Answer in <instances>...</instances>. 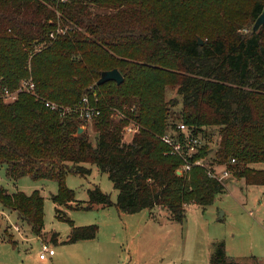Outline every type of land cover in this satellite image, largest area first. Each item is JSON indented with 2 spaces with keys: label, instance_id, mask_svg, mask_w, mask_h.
I'll use <instances>...</instances> for the list:
<instances>
[{
  "label": "trees",
  "instance_id": "trees-1",
  "mask_svg": "<svg viewBox=\"0 0 264 264\" xmlns=\"http://www.w3.org/2000/svg\"><path fill=\"white\" fill-rule=\"evenodd\" d=\"M263 12L264 0H0V86L13 91L29 76L35 84L34 95L20 93L13 102L0 94V168L9 179L57 183L56 217L72 228L64 243L94 239L98 226H75L61 206L115 205L127 214L158 207L181 223L190 205L206 209L226 192L209 175L218 166L264 186V24L253 31ZM112 69L123 82L97 85ZM168 89L180 99L167 100ZM85 97L101 110L92 119L94 143L79 133L78 113L62 117L45 106L67 109ZM130 122L140 130L125 142ZM179 122L194 127L192 136L215 127L213 156L208 145L190 158L175 154L163 136ZM199 160L206 166L178 174ZM83 163L108 173L116 203L96 186L84 205H72L66 178L84 175ZM0 205L44 234L39 192L9 194L0 186ZM243 261L230 257L224 242L212 244L209 264Z\"/></svg>",
  "mask_w": 264,
  "mask_h": 264
},
{
  "label": "rangeland",
  "instance_id": "rangeland-1",
  "mask_svg": "<svg viewBox=\"0 0 264 264\" xmlns=\"http://www.w3.org/2000/svg\"><path fill=\"white\" fill-rule=\"evenodd\" d=\"M29 78L33 82L31 76L25 79ZM26 93L34 95L35 87L33 93ZM166 97L167 100L180 99L176 89H168ZM37 98L42 100L39 96ZM67 109L50 110L64 117L71 113ZM172 111L173 114H178L179 106ZM92 119L83 120L81 132L85 130L94 143L96 133L92 128ZM138 130L140 126L135 122L126 125L123 128L124 141L129 142ZM193 130L194 127H187L188 133H193ZM202 131L194 134L200 141L198 148L208 145L212 150L210 155L213 156L217 130L215 127H203ZM173 133L180 134L176 128L171 134ZM81 165L86 168L84 175L70 173L66 178L67 187L75 192L72 205H84L89 200L88 191L96 186L103 193L109 194L112 202L116 203L118 192L108 173L102 172L94 164ZM255 167L263 166L256 164ZM224 169L229 173L222 180L226 192L218 195L214 203L206 209L190 205L181 223L171 221L168 212L158 207L127 214L120 212L115 205L105 208L95 206L91 210L61 206L60 210L75 226H98L94 239L64 243L72 228L56 217L57 205L51 197L58 191L57 183L52 180L35 181L29 177L9 179L5 166H2L0 186L9 194L21 191L29 195L37 191L44 198V234L36 236L15 211L0 205V264H209L212 244L220 241L224 242L230 257L245 259V264H257L251 259L247 260L255 257L259 264H264V186L246 185L244 180L237 179L226 166L216 168L217 176H221ZM182 171L183 166L178 172L182 174ZM16 226L19 230H16ZM55 233L59 235L58 242L51 241ZM43 241L55 250L56 256L52 259L39 258Z\"/></svg>",
  "mask_w": 264,
  "mask_h": 264
},
{
  "label": "built area",
  "instance_id": "built-area-1",
  "mask_svg": "<svg viewBox=\"0 0 264 264\" xmlns=\"http://www.w3.org/2000/svg\"><path fill=\"white\" fill-rule=\"evenodd\" d=\"M34 84L31 80V78L29 79H25L22 80L19 84V86L11 91L6 87H1L0 86V94L3 97V99L6 100H11L12 102L15 101L18 97V95L20 93H24V92H34ZM45 106L47 108H50L52 110H58V111H62L61 109H66L60 106H57L54 103L51 102H45ZM60 108V109H59ZM66 111H72V112H76L78 113V116L81 120H91L94 117H97L101 114V110L97 107V106H93L90 104L88 98H83L79 104H77L74 107L68 108ZM128 131L131 133L132 130L128 129ZM177 131L182 135H175L174 133H167L163 136V141L169 145L170 147H172L173 152L175 154L181 155L184 158L185 157H191L193 154L196 153V151L198 150L199 147V138L192 136L191 133L187 132V127L184 124H179L177 125ZM136 133V132H135ZM232 162L235 163V159H232ZM192 165H197V166H206V164L201 160L197 161L195 164H191V163H187L184 167L183 170L184 171H188L191 169ZM216 171H209V175L215 179H217L218 181L222 182V180L224 178H226L229 173L227 170H223L221 172V176H217V174L215 173ZM1 212V211H0ZM16 230H19V228L16 226L15 227ZM55 254L54 249L49 246L47 243H43L42 245V249L40 252V258L44 259L46 256H53Z\"/></svg>",
  "mask_w": 264,
  "mask_h": 264
},
{
  "label": "water",
  "instance_id": "water-1",
  "mask_svg": "<svg viewBox=\"0 0 264 264\" xmlns=\"http://www.w3.org/2000/svg\"><path fill=\"white\" fill-rule=\"evenodd\" d=\"M262 24H264V12L256 20V22L253 26V31L256 32ZM199 44H203V42L201 40H199ZM123 80H124V78L121 75V73L119 72V70L118 69H112L109 71H103L101 73L100 78L97 81V85H102V84L109 82V81H114L117 84H121L123 82ZM81 131H82V128L79 129V133ZM178 174H180V172H178Z\"/></svg>",
  "mask_w": 264,
  "mask_h": 264
},
{
  "label": "crops",
  "instance_id": "crops-1",
  "mask_svg": "<svg viewBox=\"0 0 264 264\" xmlns=\"http://www.w3.org/2000/svg\"><path fill=\"white\" fill-rule=\"evenodd\" d=\"M24 238V237H23ZM43 242H45V241H43ZM58 242V241H57ZM55 251V250H54ZM41 252V251H40ZM56 256V252H55V254L53 255V256H46L44 259H41L40 258V255H39V258L41 259V260H46V259H48V257H51L50 259H52V257H55Z\"/></svg>",
  "mask_w": 264,
  "mask_h": 264
}]
</instances>
